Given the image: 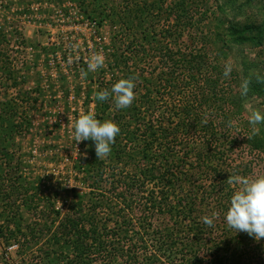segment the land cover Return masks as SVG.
<instances>
[{
  "label": "trees",
  "instance_id": "16d2710c",
  "mask_svg": "<svg viewBox=\"0 0 264 264\" xmlns=\"http://www.w3.org/2000/svg\"><path fill=\"white\" fill-rule=\"evenodd\" d=\"M66 1L97 28L108 22L120 30L119 38L112 37L118 44L104 57L107 70L122 75L106 79L103 70L98 83L90 78L97 84L95 92L135 77L136 99L126 109H115L111 98L101 102L88 96L96 118L113 120L120 134L103 160H98L94 141H84L89 156L75 169L87 193H79L77 186L70 189L64 213L53 200L50 208H40L42 198L34 187L21 182L15 141L28 130L27 105L37 103L31 92L18 90L25 78L19 77L21 66L10 63L14 49H26L29 42L22 31L7 35L0 27V85L4 93L13 89L17 96L0 102V216L7 220L0 239L5 246L17 243L25 256L24 241L36 245L44 239L35 264H264V238L236 233L225 222L236 190L226 180L230 174L256 179L248 157L264 154V123L251 138L248 119L238 123L247 99L264 102V84L253 77L250 92L242 97L217 61L232 51L239 68L236 79L253 71L263 75L245 49L264 45V19L241 22L240 0H214L228 18L221 23L224 34L215 32L211 38L195 29L193 0H127L125 7L108 12L100 9L104 0ZM205 43L213 46L216 61ZM140 63L151 72L145 73ZM20 207L38 218L24 230L17 223ZM213 212L218 217L208 227L201 217ZM255 254L258 263L251 257Z\"/></svg>",
  "mask_w": 264,
  "mask_h": 264
},
{
  "label": "rangeland",
  "instance_id": "374dc122",
  "mask_svg": "<svg viewBox=\"0 0 264 264\" xmlns=\"http://www.w3.org/2000/svg\"><path fill=\"white\" fill-rule=\"evenodd\" d=\"M126 2L127 0H104L100 9L108 12L112 7H125ZM193 3L197 33H206L211 38L215 32L224 34L226 25L221 23L223 19L228 18V14H221L214 0H193ZM240 3L244 10L242 9V14L238 16L239 21L261 22L264 19V0H240ZM0 27L8 31L7 35H11L14 29L22 31L25 40L29 42L26 49H14L10 63L21 66L19 77L25 78L18 90L31 92V99L37 101L34 107H31L32 103L27 105L30 124L27 125L26 134L15 139L19 150L17 155L22 162L20 172L21 178L24 179L22 178L21 182L34 187L33 191L42 198L40 208L43 205L48 206V202L53 200L54 206L64 213L63 206L67 203L63 201H70V189L77 186L79 193L88 192L81 181L82 174H77L75 167L89 156V149L83 145L84 141L77 144L71 136V131L80 115L86 114L87 110L94 111L93 105L88 101L94 98L97 84L90 83V78L97 81L103 76V70H106V79L114 80L116 75H122L115 69L107 70L106 59L103 68L88 72L87 61L93 53L103 56L107 52L110 53L111 47L118 44V40L114 41L112 37L116 34L115 38H119V27L104 22L97 28L85 18L79 7L66 0H0ZM205 50L216 61L213 46L207 43ZM245 54L250 61L259 64V70L264 75V45L256 49L247 48ZM217 61L223 70L225 63L233 64V71L227 80L233 90H238L241 81L235 78L239 68L236 66L233 52L226 58L219 56ZM148 66L140 63L145 73L151 72V67ZM82 72H87V76L82 77ZM111 74H114V78ZM3 86L0 87V102L17 98L15 90L8 89L6 94ZM89 86L90 94L86 89ZM257 109L264 113V102L254 97L247 99L243 103V116H238V123L243 124L250 111ZM233 121L237 123L236 120ZM242 134H245V131ZM249 155L248 160L252 161L257 178L264 176V154L253 152ZM19 214L17 223L23 230L33 219H38L37 215H28L25 207H20ZM5 224L7 220L0 216V227ZM34 224L36 231L40 229L38 221ZM37 242L36 245H28L27 241H24L28 246L24 256L17 251V243L6 247L0 239V264H35L44 239L40 238ZM251 257L258 263L259 257L256 254Z\"/></svg>",
  "mask_w": 264,
  "mask_h": 264
},
{
  "label": "clouds",
  "instance_id": "9594fccd",
  "mask_svg": "<svg viewBox=\"0 0 264 264\" xmlns=\"http://www.w3.org/2000/svg\"><path fill=\"white\" fill-rule=\"evenodd\" d=\"M104 65L105 57L100 53H93L87 61V70L88 72H96ZM232 71L233 64L231 62L225 63L224 78H230ZM86 76L87 72H82V77ZM253 77L257 83L264 84V75L258 71L250 72L248 77L242 79L240 83L239 92L242 97H247L250 92ZM135 79V77L119 79L112 85L111 89L95 92L94 99L105 102L111 98L115 109H126L136 99ZM248 122L251 127V134L248 138H251V136L259 134L258 125L264 123V113L258 109L250 111ZM229 126H232L231 121ZM120 131L119 125L113 120L101 122L96 118L94 112L89 111L75 120L71 136L77 144L86 140L94 141L98 160H103L111 154V146L115 143ZM226 182L236 188L225 215L227 227L236 233L246 232L257 241L264 238V176L249 179L239 174H230ZM217 217L218 214L213 212L211 216H202L201 220L206 226L213 227Z\"/></svg>",
  "mask_w": 264,
  "mask_h": 264
}]
</instances>
